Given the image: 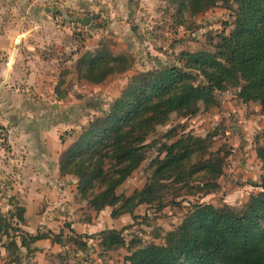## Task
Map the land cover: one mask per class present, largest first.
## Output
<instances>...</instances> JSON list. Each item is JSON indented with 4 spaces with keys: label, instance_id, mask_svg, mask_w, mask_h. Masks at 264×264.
<instances>
[{
    "label": "rangeland",
    "instance_id": "374dc122",
    "mask_svg": "<svg viewBox=\"0 0 264 264\" xmlns=\"http://www.w3.org/2000/svg\"><path fill=\"white\" fill-rule=\"evenodd\" d=\"M230 4L232 0H217L211 9L191 15L180 13L173 0H0V24L31 25L36 17L28 8L46 7V23L65 34L61 50L53 46L45 50L58 62L53 93H9L2 87L0 214L11 227L0 218V259L4 264H129L127 258L136 248L164 244L166 232L178 228L194 205L241 209L262 191L264 168L257 148L263 145L264 107L244 101L235 86L215 91L212 102L199 100L195 114L174 113L150 131L142 141L150 145L145 160L117 188L121 200L115 206L96 210L79 194L77 178L61 171L69 148L93 121L106 117L113 103L136 83L135 78L172 66L184 67L180 62L184 52L214 53L220 37L234 27ZM86 16L91 20L83 26L81 19ZM86 52L124 57L123 63L116 64L124 69L92 82L76 69ZM193 82L206 84L196 71ZM43 83L47 93L53 83ZM180 138L197 142L193 150L203 147L198 157L222 160L224 173L217 179L220 187L206 192L203 176L191 182L192 189L164 180L165 188L148 201H139L142 198L137 194L128 201L154 184V160L164 157V144ZM193 162L189 155L186 164ZM36 184L50 190L40 191ZM21 230L48 238L31 242L25 237L29 246L22 247ZM113 232L120 234L125 245H102L103 238L115 235Z\"/></svg>",
    "mask_w": 264,
    "mask_h": 264
},
{
    "label": "trees",
    "instance_id": "16d2710c",
    "mask_svg": "<svg viewBox=\"0 0 264 264\" xmlns=\"http://www.w3.org/2000/svg\"><path fill=\"white\" fill-rule=\"evenodd\" d=\"M173 2L180 13L196 15L214 7L217 0ZM232 3L228 7L233 11V30L220 37L214 53L184 52L180 60L184 67L172 66L135 78L136 83L113 103L106 117L93 121L69 148L61 171L77 178L79 194L96 210L120 202L117 188L141 165L150 147L142 141L172 114H195L199 100L212 102L213 93L228 86L239 87L244 101L258 102L264 107V0ZM125 60L110 53L86 52L77 61L76 69L80 76L99 82L113 71H122L124 68L116 64ZM194 71L205 78L206 84L193 82ZM261 137L263 145L257 148V156L264 168V131ZM196 144L186 138L164 144V157L153 162L154 184L146 185L128 201L137 195L142 198L139 201H148L165 188L161 183L164 180L192 189L191 182L199 176L207 179L206 192L216 191L220 187L217 179L224 173L222 160L198 157L203 147L193 150ZM189 155L194 160L190 166L186 164ZM259 186L262 191L241 209L194 205L178 228L166 232L164 244L136 248L127 258L129 264H264V179ZM0 218L11 228L4 215L0 214ZM113 233L103 238L102 245H125L120 234ZM22 234V247L28 245L25 237L31 242L48 238L40 232ZM11 245L17 248L16 241Z\"/></svg>",
    "mask_w": 264,
    "mask_h": 264
},
{
    "label": "crops",
    "instance_id": "0c3cea01",
    "mask_svg": "<svg viewBox=\"0 0 264 264\" xmlns=\"http://www.w3.org/2000/svg\"><path fill=\"white\" fill-rule=\"evenodd\" d=\"M28 9L32 12V17H36L31 25L0 24V90L4 87L9 93L27 90L32 93L37 91L39 95H49L51 90L52 93L54 92L59 68L55 57L45 54V50L50 46L60 47L61 50L62 35L65 34L46 23L45 13H48L49 9L46 7ZM37 17H39L38 20ZM45 80H51L53 83V86L48 85L47 93V85L44 86L43 83ZM4 89L0 91V95H3ZM36 187L40 191L50 190V187L47 188L43 184H36ZM52 189L57 191L58 187L53 185ZM29 233H34V231L29 230ZM4 263L5 261L0 259V264Z\"/></svg>",
    "mask_w": 264,
    "mask_h": 264
},
{
    "label": "water",
    "instance_id": "95a60500",
    "mask_svg": "<svg viewBox=\"0 0 264 264\" xmlns=\"http://www.w3.org/2000/svg\"><path fill=\"white\" fill-rule=\"evenodd\" d=\"M90 20H91V18H90L89 16L83 17V18L81 19V25H83V26L88 25L89 22H90Z\"/></svg>",
    "mask_w": 264,
    "mask_h": 264
}]
</instances>
